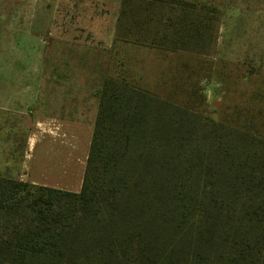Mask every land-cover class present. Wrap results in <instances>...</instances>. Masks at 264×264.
Returning <instances> with one entry per match:
<instances>
[{"label":"trees","instance_id":"16d2710c","mask_svg":"<svg viewBox=\"0 0 264 264\" xmlns=\"http://www.w3.org/2000/svg\"><path fill=\"white\" fill-rule=\"evenodd\" d=\"M217 10L121 0L125 42L206 53ZM0 264H264V137L108 76L79 192L0 173Z\"/></svg>","mask_w":264,"mask_h":264},{"label":"crops","instance_id":"0c3cea01","mask_svg":"<svg viewBox=\"0 0 264 264\" xmlns=\"http://www.w3.org/2000/svg\"><path fill=\"white\" fill-rule=\"evenodd\" d=\"M115 1L0 0L1 174L80 191L105 78L81 85L80 67Z\"/></svg>","mask_w":264,"mask_h":264},{"label":"rangeland","instance_id":"374dc122","mask_svg":"<svg viewBox=\"0 0 264 264\" xmlns=\"http://www.w3.org/2000/svg\"><path fill=\"white\" fill-rule=\"evenodd\" d=\"M217 10L215 45L206 53L165 51L125 42L120 1L106 2L99 48L91 43L80 67L83 85L125 78L182 107L264 137V0H186ZM124 39V40H123ZM102 46V47H101ZM89 73H93L90 74Z\"/></svg>","mask_w":264,"mask_h":264}]
</instances>
